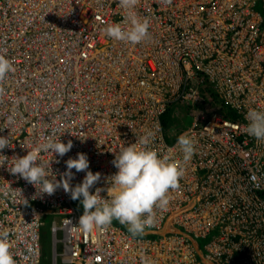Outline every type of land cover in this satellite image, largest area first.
Segmentation results:
<instances>
[{"label": "built area", "instance_id": "1", "mask_svg": "<svg viewBox=\"0 0 264 264\" xmlns=\"http://www.w3.org/2000/svg\"><path fill=\"white\" fill-rule=\"evenodd\" d=\"M125 15L118 0H0V55L16 69L0 85V136L10 146L3 155L12 161L49 137L71 140L63 157L37 152V162L59 179L65 162L85 153L89 170L101 173L90 191L103 188L108 199L116 152L153 130V149L182 162L177 139L187 133L196 152L180 189L170 191L167 210L141 237L115 220L106 231L84 234L79 201L63 189L38 196L6 160L0 232H9L14 259L42 264L41 231L50 217L51 264H141V257L152 264H264V143L245 130L246 112L264 110V45L233 52L243 50L234 39L252 25L264 44V0H139L133 15L150 28L136 45L103 32L110 24L129 28ZM166 113L173 123L163 122ZM167 135L176 137L169 142ZM73 172L74 187L86 172ZM163 217L173 229L161 237L155 232ZM217 226L238 235L240 248Z\"/></svg>", "mask_w": 264, "mask_h": 264}, {"label": "clouds", "instance_id": "2", "mask_svg": "<svg viewBox=\"0 0 264 264\" xmlns=\"http://www.w3.org/2000/svg\"><path fill=\"white\" fill-rule=\"evenodd\" d=\"M164 4L171 5L173 0H162ZM119 6L126 13L122 27L121 23L110 24L103 29L104 34L117 42L140 44L149 37L150 22L133 15V10L139 4V0H118ZM261 10L260 7L257 8ZM16 71L11 61L4 55H0V85H3L9 74ZM4 88L0 87V95ZM245 119L248 121L246 132L255 138L258 143H264V110L249 109ZM156 139V132L147 131L137 136V142L120 149L112 161L118 171L107 178L108 199L101 196L105 189H92L100 180L101 173L95 174L89 170L90 162L85 153H78L77 158H69L66 163V171L57 175L49 170L47 165L38 161L37 152H51L55 157H63L73 148V142L66 144L61 140H53L51 137L39 145L36 150L28 151L23 157L15 156L10 161L3 151L9 148L8 137L0 136V156L11 163L8 170L13 175H18L27 183L33 185L38 196L55 194L58 189H63L73 201H79L83 208V214L79 217L78 227L84 234L94 230L106 231L113 221H118L126 226L132 238L141 237L147 230L156 227L157 212L166 211L170 204V191L180 189V180L184 175V165L191 161L196 152V140L187 133L181 134L177 139L176 147L182 154V162L176 161L169 154H161L154 150L152 145ZM172 150L170 149L169 152ZM59 163V160L56 161ZM76 172H86L81 183L74 187L71 183ZM0 193L7 196L8 193L0 189ZM0 264H17L10 250L9 232H0ZM141 264H152L148 257H141Z\"/></svg>", "mask_w": 264, "mask_h": 264}, {"label": "bare ground", "instance_id": "3", "mask_svg": "<svg viewBox=\"0 0 264 264\" xmlns=\"http://www.w3.org/2000/svg\"><path fill=\"white\" fill-rule=\"evenodd\" d=\"M215 23H219V21H215ZM263 40L261 39V35L259 34V31H257V28L255 25H252L251 29L250 30H246V29H242V35H240L238 37V40L237 39H234V43L240 48V49H243L246 45H252L257 48V49H260L258 46H261V45H264L263 43ZM250 50H253V49H250ZM246 51H247V48L246 49H243V50H236V51H233L235 54H238V55H242V54H246ZM255 52H260L259 50H254ZM245 211L247 210H251V207H245L244 208ZM171 219L168 218L166 219V221L164 220V217H163V224H161L160 226V229H163V228H168V229H171L173 228V226L171 225ZM262 228H264V225L262 226ZM217 231H221L222 233H225L223 236L224 237H231V241L230 243L234 244L236 249H239L240 247H237L236 244H235V240H237L239 238L238 235H233V236H230L228 234L229 232V228L228 227H220V226H217V228L215 229ZM263 233H264V229H263ZM168 235V234H166ZM165 235V236H166ZM163 237V236H161ZM258 240L261 241V242H264V234L261 236V237H258ZM232 245H228V249L231 248ZM53 248V247H52ZM59 248V247H58ZM235 255L232 256L231 259H234Z\"/></svg>", "mask_w": 264, "mask_h": 264}, {"label": "rangeland", "instance_id": "4", "mask_svg": "<svg viewBox=\"0 0 264 264\" xmlns=\"http://www.w3.org/2000/svg\"><path fill=\"white\" fill-rule=\"evenodd\" d=\"M186 123L190 124V119H188ZM81 210L83 212V208ZM50 224H51V218L49 217L45 219V225L42 227V231H41L42 264H51V250L53 246H52V238L50 233ZM60 248L61 245L59 244V250Z\"/></svg>", "mask_w": 264, "mask_h": 264}, {"label": "trees", "instance_id": "5", "mask_svg": "<svg viewBox=\"0 0 264 264\" xmlns=\"http://www.w3.org/2000/svg\"><path fill=\"white\" fill-rule=\"evenodd\" d=\"M163 122H164L165 124L173 123L172 120H171V118H170V114H169V113H166V114L164 115V117H163ZM171 128H175V126L172 125ZM174 137H176V136H175V135H167L166 138H167V140H168L169 142H172L173 139H174ZM172 229H173V228H171V229L163 228V229H160V230L156 231L155 234H158V235H160V236H164V235L168 234V232H170Z\"/></svg>", "mask_w": 264, "mask_h": 264}]
</instances>
